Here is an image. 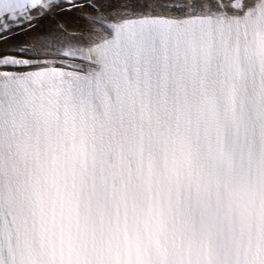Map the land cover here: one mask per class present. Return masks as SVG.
I'll return each mask as SVG.
<instances>
[{
    "label": "snow or ice",
    "instance_id": "1",
    "mask_svg": "<svg viewBox=\"0 0 264 264\" xmlns=\"http://www.w3.org/2000/svg\"><path fill=\"white\" fill-rule=\"evenodd\" d=\"M66 4L0 50V264H264V0Z\"/></svg>",
    "mask_w": 264,
    "mask_h": 264
},
{
    "label": "bare ground",
    "instance_id": "2",
    "mask_svg": "<svg viewBox=\"0 0 264 264\" xmlns=\"http://www.w3.org/2000/svg\"><path fill=\"white\" fill-rule=\"evenodd\" d=\"M42 21H44V23L46 24V27L43 28V26L41 27L43 29V32H45V38H55L57 35H59V31L58 29L56 30L54 26V24L52 23L51 20L48 19H43ZM40 29V28H39Z\"/></svg>",
    "mask_w": 264,
    "mask_h": 264
}]
</instances>
